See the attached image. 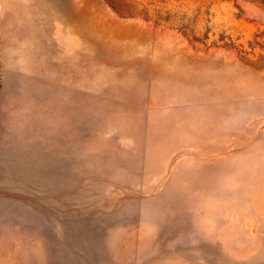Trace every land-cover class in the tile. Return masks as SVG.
Wrapping results in <instances>:
<instances>
[{"label": "rangeland", "instance_id": "obj_1", "mask_svg": "<svg viewBox=\"0 0 264 264\" xmlns=\"http://www.w3.org/2000/svg\"><path fill=\"white\" fill-rule=\"evenodd\" d=\"M0 264H264V0H0Z\"/></svg>", "mask_w": 264, "mask_h": 264}]
</instances>
